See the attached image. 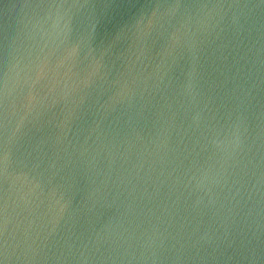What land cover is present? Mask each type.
Instances as JSON below:
<instances>
[{
    "label": "water",
    "instance_id": "95a60500",
    "mask_svg": "<svg viewBox=\"0 0 264 264\" xmlns=\"http://www.w3.org/2000/svg\"><path fill=\"white\" fill-rule=\"evenodd\" d=\"M0 264H264V0H0Z\"/></svg>",
    "mask_w": 264,
    "mask_h": 264
}]
</instances>
